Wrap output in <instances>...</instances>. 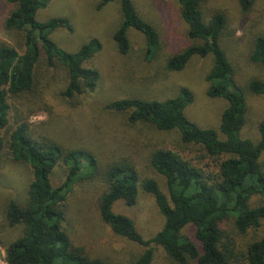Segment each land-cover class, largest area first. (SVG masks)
Listing matches in <instances>:
<instances>
[{
    "label": "trees",
    "instance_id": "16d2710c",
    "mask_svg": "<svg viewBox=\"0 0 264 264\" xmlns=\"http://www.w3.org/2000/svg\"><path fill=\"white\" fill-rule=\"evenodd\" d=\"M50 1L0 0L1 30L6 38L0 41V165L7 159L31 171L24 203L11 200L5 209L9 227H22L15 241L7 243L0 237L7 263L109 264L90 251L77 229L81 210L92 198L87 195L82 201L76 190L81 183H100L103 192L96 206L102 223L114 236L144 249L133 264H154L155 247L162 250L168 264H264V236L237 244L224 229L231 222L240 236L247 237L264 224V121L258 128V142L242 137L248 123V96L264 97V79L237 76L222 42L226 14L219 10L207 14L209 0H177L188 45L163 66L166 72L180 73L194 57L213 58L206 78L207 96L228 103L219 132L187 119L186 109L195 100L187 87L166 100L114 101L105 109L125 115L129 127L175 136L190 152L149 143L145 152L138 147L145 157L113 153L107 162L89 147H66L53 130L42 127V135L28 123L31 115L52 113L47 95L54 88L60 89L69 107L77 109L86 94L97 92L100 82L93 60L102 44L92 40L74 54L59 48L52 35L60 29L72 32L70 22L36 19ZM99 1L98 11L112 3L121 7L122 23L114 36L119 53L128 55L129 32L135 30L145 38L146 62H154L162 49L160 35L139 15L134 1ZM238 3L242 15L250 17L256 0ZM250 46V61L264 69V35L254 37ZM57 169L65 174L59 184L54 183ZM151 174L163 178L166 191ZM141 194L154 199L163 220L162 229L149 239L131 216L116 208L122 204L135 208Z\"/></svg>",
    "mask_w": 264,
    "mask_h": 264
},
{
    "label": "rangeland",
    "instance_id": "374dc122",
    "mask_svg": "<svg viewBox=\"0 0 264 264\" xmlns=\"http://www.w3.org/2000/svg\"><path fill=\"white\" fill-rule=\"evenodd\" d=\"M133 1L139 15L153 25L160 35L162 49L152 63L145 60L144 36L135 30L129 32L131 50L128 55L122 56L119 53L114 36L122 23V14L117 3L109 4L98 11L99 0H51L46 8L39 10L36 19L40 23L54 19H66L70 22L72 32L60 29L52 35V41L63 51L77 53L95 39L102 44V51L93 60V66L100 73L97 92L86 94L81 99L82 105L72 109L61 98L59 88L51 90L47 100L52 107V113L41 112L28 117V123L34 127L36 133L44 135L41 132L44 129L53 130L64 146L89 147L87 150L92 149L99 159L107 162L112 159L113 153L118 156L126 152L137 159L145 157L143 153L147 151L146 145L149 143L157 147L172 145L173 150L189 153L190 149L177 142V137L148 131L143 126L131 128L125 115L105 109L111 102L132 97L148 100L171 99L177 96L182 87L189 88L195 96L194 103L186 109L187 119L202 129L219 132L222 114L228 103L223 99L215 100L207 96L206 78L213 68V58L194 57L180 73L163 70L167 59L188 45L187 28L179 18L177 0ZM205 9L209 15L214 10L226 14L228 24L222 42L237 76L243 80L255 77L264 79V69L250 61L252 39L257 35H264V0H256L250 17L242 15L238 0H209ZM1 18L0 15V41H6L1 30ZM248 107V123L242 137L258 142V128L264 121V97L248 96ZM44 124L48 126H43ZM219 135L224 138L222 134ZM138 147H144V152ZM262 162L264 164V156ZM63 177L65 178L64 171L57 169L54 183H61ZM150 177L155 178L164 191L167 190L163 178L153 174ZM30 180L31 171L27 166L7 159L0 165V237L7 243L21 236L22 227H9L5 220L6 206L11 200L24 203ZM82 184L80 190H76L80 199L84 201L87 195L92 198L79 216L82 222L77 229L82 241L94 255L107 260L109 264H133V260L144 249L114 236L102 223L96 206L97 196L103 192L101 184ZM140 199L138 206L133 209L123 204L116 208L131 216L144 238L149 239L162 229L163 220L152 197L141 194ZM224 229L237 244L264 236V224L260 230L247 237L240 236L231 222L226 223ZM185 234H189V229ZM155 248L154 264H168L162 250ZM0 264H8L1 244Z\"/></svg>",
    "mask_w": 264,
    "mask_h": 264
}]
</instances>
